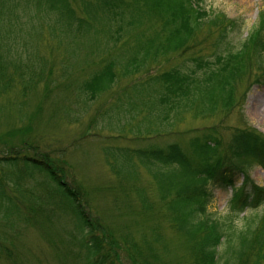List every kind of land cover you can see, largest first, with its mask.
Returning a JSON list of instances; mask_svg holds the SVG:
<instances>
[{
	"label": "trees",
	"instance_id": "1",
	"mask_svg": "<svg viewBox=\"0 0 264 264\" xmlns=\"http://www.w3.org/2000/svg\"><path fill=\"white\" fill-rule=\"evenodd\" d=\"M201 1L85 0L77 8L72 0H0V98L16 88L25 91L40 81L41 57L27 42L42 37L46 30L57 35L59 40L74 32L102 34L108 40L106 44L114 48L123 36L139 29L146 20H157V29L139 45L124 69L138 72L151 65L152 60L156 62L159 56L170 53L190 54L193 66L186 71L174 67L150 78L149 81L161 88L159 103L164 115L159 120L161 126L155 120V128H146L151 131L137 129L138 136L134 140L150 139L155 131V134L164 135L168 127H175L184 111L205 118L218 112L228 114L239 107L241 126L233 128L224 153H221L223 143L217 131L202 129L195 134L190 146L192 153L200 158L197 165L179 143L173 142L165 147H114L117 149L109 152L115 162L113 167L120 175L131 178L136 173V164L130 163L135 157L140 165L162 176L157 185L165 208L162 216L168 218L172 229L185 237L191 264H218L222 258L223 264H264V213L260 215L255 210L264 202V187L257 185L249 172L254 164L264 166V132L251 125L244 113L251 85L249 79L254 77V83H264V18L239 48L222 50L236 21L222 13L210 17V12L200 5ZM21 2L33 3L39 13L53 16L54 22L28 26L21 13ZM97 21L106 26L94 28ZM205 31L211 36L215 34L211 42L205 41L210 51L202 52L203 47L199 52H189L197 37ZM146 32L142 29L140 35ZM115 64L114 60L105 63L83 82L82 88L93 97L111 88L117 79ZM246 82V88L239 94L240 86ZM158 105H153L154 110ZM132 107L137 109L139 105L132 102ZM144 118L151 119L146 115ZM30 143L33 146L24 143L23 147L37 151L34 154L14 150L7 156H0L2 220L10 226L16 225L15 220L26 225L44 221L48 228V222L58 213L70 214L88 264H157L155 246L151 243L146 242L144 250L139 242H121L102 234L99 223L84 210L86 205L80 198L83 197L80 186L72 188L65 180L67 166L51 151L52 156L46 152L40 155L41 146L33 140ZM119 159L122 160L120 167L116 161ZM240 174L244 181L236 187ZM32 178L41 179L36 183L37 192L22 188V184ZM210 184L234 189L230 209L223 218L208 210ZM12 186L30 201L29 205L25 204L26 210L11 194ZM140 195L148 199L144 191ZM248 208L254 210L243 218L244 225L237 226L235 221ZM154 235L157 240L161 237L158 230ZM0 245L2 250L3 244ZM3 254L12 263L5 249L0 252Z\"/></svg>",
	"mask_w": 264,
	"mask_h": 264
},
{
	"label": "rangeland",
	"instance_id": "2",
	"mask_svg": "<svg viewBox=\"0 0 264 264\" xmlns=\"http://www.w3.org/2000/svg\"><path fill=\"white\" fill-rule=\"evenodd\" d=\"M82 1L85 0H72V3L79 8ZM200 5L210 11L211 17L223 13L236 21L237 25L229 30L222 50L239 48L264 18V0H202ZM20 9L30 27L54 22L53 16L39 13L33 3L21 2ZM103 25L106 26L97 21L94 28H102ZM157 27V20L148 19L139 29L127 33L115 45L116 49L109 52H106L111 48L106 44L107 38L94 32L87 35L74 32L70 37L59 40L57 35L46 30L42 37L29 40L28 47L35 48L41 57L39 72L42 76L32 88L25 91L21 87L16 88L0 98V156H7L14 150L34 154L37 151L23 147L24 143L33 146L30 143L33 140L41 146L40 155L51 151L67 166L65 180L72 188L80 186L83 193L80 198L86 205L84 210L99 223L102 234L121 242H139L144 250L146 242L151 243L155 246L157 264H191L192 257L185 237L172 229L168 218L162 216L165 208L157 187L162 176L140 165L135 157L130 163L136 164V173L131 178L120 175L119 170L113 167L115 162L109 152L114 147H165L171 142H178L197 165L200 158L192 153L190 146L195 134L202 129L217 131L223 143L221 153H224L233 128L241 126L240 113L239 107H236L228 114L218 112L203 118L184 111L180 113L175 127H168V131L174 130L173 133L167 131L160 135L154 130L151 139L134 140L138 136L137 129L145 132L148 127L155 128L156 121L159 123L164 115L159 103L160 94L156 92L159 85L149 81L150 77L172 67L186 71L193 66L190 54L170 53L159 56L156 62L152 60L151 66L148 64L139 72L124 71L126 62ZM142 29L147 31L146 35H140ZM214 37L215 34L211 36L203 32L189 52H199L203 47L202 52H209L205 41L208 39L211 42ZM110 60L116 62L117 79L111 88L93 97L82 88L83 82ZM198 75H201L200 72ZM145 80L147 83H144ZM254 82V77H251L245 101L246 118L251 125L264 132V83ZM246 84L240 86L239 94ZM151 101L153 104L147 108ZM132 102L139 107H132ZM156 104L159 105L154 110L153 105ZM145 115L151 119L145 120ZM22 136L25 137L20 141ZM116 161L120 167L122 160ZM250 174L256 184L264 186V168L261 165H252ZM26 181L22 188L37 192L36 183H40L41 179ZM242 181L240 174L236 186ZM10 191L16 202L26 210L25 204L29 205L30 201L20 196L13 186ZM142 191L148 199H142ZM210 192L208 210L214 216L223 218L230 209L233 188L211 186ZM145 206L149 208L145 209ZM252 210L242 213L235 224L244 225L246 220L243 222V218ZM255 210L260 215L264 213V203ZM15 223V226H10L0 218V243L3 244L2 250L0 245V252L5 249L12 261L3 254L0 255V264H88L86 251L79 244L70 214L58 213L48 222V228L44 221L26 225L15 220ZM155 230L161 234L159 240L154 235ZM220 250L224 251L223 246ZM222 260L218 264H223Z\"/></svg>",
	"mask_w": 264,
	"mask_h": 264
}]
</instances>
